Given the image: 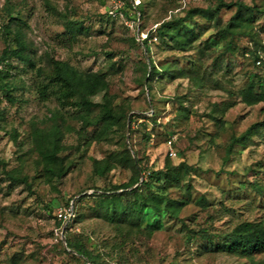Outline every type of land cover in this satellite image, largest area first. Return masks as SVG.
<instances>
[{"label":"rangeland","instance_id":"1","mask_svg":"<svg viewBox=\"0 0 264 264\" xmlns=\"http://www.w3.org/2000/svg\"><path fill=\"white\" fill-rule=\"evenodd\" d=\"M123 1L122 9L129 15L122 9L114 15L112 0H0V55L20 28L37 66L47 69V58L53 56L81 69L107 72L109 94L128 114L125 136L114 128L107 137L94 138L100 125L83 128L80 110L62 104L54 94L42 97L37 90L42 78L36 69L12 59L7 66L11 89L0 86V264H13L14 256L20 264H99L81 257L63 240L69 221L60 225L55 215L68 202L76 204L70 234L83 238L108 264H264V253L242 256L218 251L199 232L207 229L218 241L220 233L239 222H264V191L258 192L249 182L264 185V130L247 143L239 142L233 153L227 151L233 137L264 121V103L247 105L238 99L239 89L256 71L264 75V30L258 37L263 57L258 66L247 53L255 47L248 36H237L234 53L223 52L227 39L217 35L215 20L200 15L190 24L204 33L191 48L177 50L154 38L147 51L143 39L164 20L184 15L190 7L237 0ZM242 1L264 7V0ZM139 2L144 14L131 26L127 20L139 17ZM234 10L221 6V26ZM67 20L81 21L87 30L68 40ZM256 26H264V15L258 16ZM205 39L214 46L205 49ZM150 58L159 73L172 65L184 68L188 76H157L150 89L144 79V63ZM102 96L99 93L94 101H102ZM135 114L140 116L131 123ZM56 123L63 130L61 155L69 169L49 179L35 148L34 131ZM171 139L178 153L175 158L169 155ZM125 143L150 169L182 160L196 168L191 178L193 200L178 217L148 209L141 229L118 228L97 215L94 197L79 201L131 179V170L120 164L104 175L95 168L96 160L122 150ZM11 169L26 174L30 184L11 181L6 175ZM170 195L186 194L174 187ZM199 195L208 205L194 200Z\"/></svg>","mask_w":264,"mask_h":264},{"label":"trees","instance_id":"2","mask_svg":"<svg viewBox=\"0 0 264 264\" xmlns=\"http://www.w3.org/2000/svg\"><path fill=\"white\" fill-rule=\"evenodd\" d=\"M130 4L135 7L132 2ZM139 4L140 2L137 4V8L140 18L144 12L142 5ZM221 6L235 7L234 12L224 26L220 25L221 20L218 16ZM122 10L129 15L127 10ZM198 15L215 20V25L218 27L217 35L222 39H227L223 52L234 53L238 48L236 45L237 36L246 35L255 44V47L249 49L247 53L252 55L255 66L262 63L263 57L260 53L261 45L258 37L259 33L264 30V26L258 27L256 25L258 16L264 15V7L251 5L242 0L229 3L220 1L216 7H190L185 11L184 15L164 20L155 28L153 33H149L143 39L147 51L150 50L149 40L154 38L160 39L177 50L186 51L191 48L204 33V30L195 26V23L194 25L190 24ZM12 18L16 19L18 17L12 16ZM134 18L137 19L138 15L135 14ZM84 30L87 29L83 22L67 20L66 32L68 33V40H74ZM204 43L205 49H210L214 46V43H210L207 39L204 40ZM13 58L24 61L36 69L37 76L42 78L37 83V90L42 97L48 98L51 94H54L62 104L75 106L80 110V119L84 123L83 128L88 124L100 125L101 129L94 138H105L114 128L122 129L123 136H125L128 114L125 107L122 104L116 105L110 96L107 72L81 69L68 60L53 56L47 58V69L37 66L29 51L24 32L18 28L14 31L13 40L7 44L0 55V65H2L0 69V86L5 91H10L11 89L10 83L7 81L9 73L7 66H11ZM149 66L151 67L150 70L148 69ZM144 69L145 83L150 89L152 87L151 81L157 76L160 77L164 74H170L172 77L188 76L184 68H174L172 65L165 66L159 73L156 71V64L152 58L149 59V63H144ZM201 80L203 81L202 78L200 82ZM99 93H103L102 101H94V97ZM238 99L247 105L264 103V75L256 71L254 77L248 79L246 84L239 89ZM97 108H99L98 111H96ZM138 116L140 115L130 116L131 123L134 121V117ZM218 121L223 123L221 117L218 118ZM262 130H264V121L252 123L239 137L232 138L227 147L228 153H233L239 142L247 143L255 134L262 132ZM62 137L63 130L58 123L54 124L51 129L36 128L34 131L35 148L39 154L43 170L49 179L61 177L69 169L64 155H61L64 150ZM0 161L2 162L1 159ZM95 163L96 172L100 175L111 171L118 164L128 167L132 172L129 181L115 184L102 192L86 194L79 199L80 201L83 198L94 197V209L97 211V215L116 224L118 228L133 227L141 229L142 217L148 209H152L155 213L165 211L173 217H178L181 210L193 200L191 178L192 172L196 171V168L185 160L176 164L168 161L162 168L150 169L148 165L143 163L142 158L133 156L125 143L122 150L114 151L106 158L96 160ZM141 173H144V180L138 186L126 190L139 182ZM6 175L11 181L30 184L28 176L20 170H8ZM249 182L258 192L264 191V185L260 181ZM241 184L246 186L245 183ZM174 187L185 190L186 195L181 197L171 196L170 190ZM121 188L125 190L119 191ZM194 200L201 205H208V201L203 195L197 196ZM66 206V208L72 207L73 209V215L69 220L60 215V212H57L55 216L60 225L69 221L66 227L67 246L75 250L81 257H88L94 263L101 264L102 262V264H108L87 247L83 238L70 234L68 229L70 222L76 216V204L73 205L68 202ZM199 232L218 251L242 256L264 253V222L262 221L245 220L239 222L231 230L220 233L218 241L213 239L207 229H199ZM64 251L67 252L66 249ZM12 263L20 264L19 258L14 256Z\"/></svg>","mask_w":264,"mask_h":264},{"label":"built area","instance_id":"3","mask_svg":"<svg viewBox=\"0 0 264 264\" xmlns=\"http://www.w3.org/2000/svg\"><path fill=\"white\" fill-rule=\"evenodd\" d=\"M112 1H113V6H114L113 13H114V15H116L123 8L124 1L123 0H112ZM136 22H137L136 19H130V20L128 19L127 20V23H129L131 26H134L136 24ZM258 63H259V61H258ZM169 144H170L169 145V155L172 158H175L178 155V153H177V150L173 146L172 139L169 140ZM60 215H62L65 219L69 220L70 217L73 215L72 207L66 208L63 212H60Z\"/></svg>","mask_w":264,"mask_h":264},{"label":"water","instance_id":"4","mask_svg":"<svg viewBox=\"0 0 264 264\" xmlns=\"http://www.w3.org/2000/svg\"><path fill=\"white\" fill-rule=\"evenodd\" d=\"M143 180H144V173H141V178H140V182H139V183H141ZM63 240H64L65 243L67 244V242H66V237H65L64 234H63Z\"/></svg>","mask_w":264,"mask_h":264}]
</instances>
